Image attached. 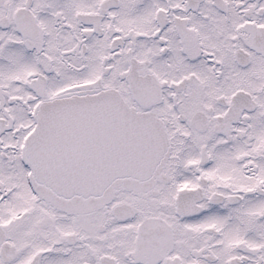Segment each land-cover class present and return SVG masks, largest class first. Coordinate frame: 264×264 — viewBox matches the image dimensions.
<instances>
[{"label":"snow or ice","instance_id":"6c2138e0","mask_svg":"<svg viewBox=\"0 0 264 264\" xmlns=\"http://www.w3.org/2000/svg\"><path fill=\"white\" fill-rule=\"evenodd\" d=\"M0 264H264V0H0Z\"/></svg>","mask_w":264,"mask_h":264}]
</instances>
